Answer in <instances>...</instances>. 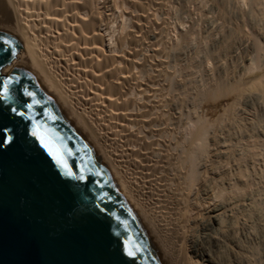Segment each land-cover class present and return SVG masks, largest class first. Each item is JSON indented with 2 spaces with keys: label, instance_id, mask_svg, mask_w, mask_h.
I'll use <instances>...</instances> for the list:
<instances>
[{
  "label": "bare ground",
  "instance_id": "bare-ground-1",
  "mask_svg": "<svg viewBox=\"0 0 264 264\" xmlns=\"http://www.w3.org/2000/svg\"><path fill=\"white\" fill-rule=\"evenodd\" d=\"M97 1L0 0V28L14 33L23 44L3 72L8 74L16 65L22 66L46 88L72 125L91 145L127 199L164 264H258L255 257L245 253L243 247H231L230 244L227 248L225 239L230 227L227 223L238 214L237 208L244 206L243 200L246 202L237 194L240 179L247 178L248 173L245 175V172L250 166L249 161L257 155H264L257 154L258 147L264 150V64L259 65L260 61H256L246 65L249 77L235 81L231 87L204 85L201 95L199 92L195 94L201 97L198 111L191 110L181 101L177 104V100L184 97V92L178 94V98L165 97L168 89L164 86L168 79H165L166 72L153 70L160 64L158 49L163 31L153 8L157 0H125L123 10L126 14L131 19H137L140 15L137 9H141L142 18L135 22L137 25L130 20L127 25L122 20L118 26L117 19L112 21L116 15L114 10L106 14V8L100 10ZM252 1L260 7L264 6V0ZM120 17L124 18L123 15ZM106 20L113 22H107L108 29L104 31L108 40L102 32V23ZM125 25L134 30L128 41L125 39L128 43L119 48L124 51L130 44V55L127 57L119 55L114 47L117 32L126 33ZM111 29L113 32H110ZM147 31H151L154 37L149 38ZM151 39L152 44L149 42ZM249 40L247 46L252 42ZM256 40L251 43L254 53L262 47ZM145 47L148 61L140 68L138 62ZM251 57L249 60H252ZM158 58V63L154 62ZM162 62L164 64V60ZM62 73L71 77V81L67 79L71 82L67 83L69 88L60 76ZM146 74L153 82L148 81ZM181 85L186 89L191 83L186 80ZM235 90H238L236 96L240 97L238 101L226 99ZM190 91L193 90H189V94ZM170 99L175 101L174 109L160 104V101ZM223 99L227 100L223 102L227 108L217 116L215 109ZM177 109L179 112H176ZM107 131L110 147L104 142L103 134ZM250 164L254 167L253 163ZM209 176L211 183H208ZM206 191H211L208 200L201 198V192ZM212 201L218 202L211 206ZM211 247L221 248L222 251V247H226L234 258L229 261L231 257L227 258L225 252L223 256L221 251L222 255L213 254Z\"/></svg>",
  "mask_w": 264,
  "mask_h": 264
},
{
  "label": "water",
  "instance_id": "water-1",
  "mask_svg": "<svg viewBox=\"0 0 264 264\" xmlns=\"http://www.w3.org/2000/svg\"><path fill=\"white\" fill-rule=\"evenodd\" d=\"M22 48L14 33L0 28V130L11 137L0 144V264H164L91 145L46 88L22 66L3 72Z\"/></svg>",
  "mask_w": 264,
  "mask_h": 264
},
{
  "label": "rangeland",
  "instance_id": "rangeland-1",
  "mask_svg": "<svg viewBox=\"0 0 264 264\" xmlns=\"http://www.w3.org/2000/svg\"><path fill=\"white\" fill-rule=\"evenodd\" d=\"M119 1L120 0H98L97 1L98 2V8L100 10H104L106 8V12H107L106 14H110V13H112L111 10H114V12H115L114 14H116V15H114V16L112 15L114 18L111 16L114 20L112 18L111 19H112V21H115L116 19L118 20L119 23L117 22V26L120 24V22L122 20L124 21V24L129 25V23H130L129 20H130V21H134V24L137 25L136 23L138 21H140L142 18V16H141L142 13H140L141 9H137L138 14H140L139 17L137 19L136 18L131 19V16H129L128 13L126 14V12L123 10V7H125V3H126V2H124L125 0H121L120 3H119ZM160 1L157 0V2L155 1V4H154L155 6L159 5L160 7L159 6L155 7L153 5L154 6L153 8H154V10H156L155 12L157 13V15H156L157 17L156 16L155 17L157 18L158 22L156 21V18L154 19V21L157 23H161V25L160 24H158V25L161 27V30H163L161 33L162 34V36H161L162 39L160 40L161 42L159 41L160 49H158V51H159L158 55L160 56V60H159V58L154 60V62H156V63H158L157 60H159L160 64L155 66L153 70H154V72H155V70L156 71L160 70V72L162 70V72L163 71L166 72V73H164L165 79L166 78H168V79L166 80V83L165 82H163V83H165L164 86H166V88H168L169 90L167 89V91L165 92V97L168 96V97H172L174 99L175 96L177 97L178 94H180V93L182 94V92H184V94L186 96L188 95V98H190V99H188L184 95L183 98L180 97V99L177 100L178 101L177 104H179L180 103L179 101H181V103H183V105H187V107L189 109L198 111V107H199L198 104H200V102H201V97H198L196 95H198V94L201 95V93L203 92V89H205L204 88L205 86L207 87V85L209 86V84H214V85L218 84L221 86L224 85L227 87H231V86L235 85V83L237 81H239L241 78L246 80V78L249 77V73L246 70V69H248L247 66L252 65L254 62L256 63V61L257 62L260 61V64L258 63L259 65L264 64V63H262L264 60V56L261 57L262 55H264V36H263L264 35V6L263 5H261V7H260L257 4H255L252 0H246V1L245 0H229V1L228 0H160ZM167 1H169L168 4H166ZM121 5H123V6L121 7ZM254 6L256 7V9ZM252 8H254V9L252 10ZM142 9H144V8H142ZM123 12H125L126 16L124 15ZM170 12H172V13H170ZM237 12H241L240 14L242 16L240 14H238ZM236 13H237V17L235 15ZM121 15H123L124 18L120 17ZM162 15L164 17H162ZM238 15H239V17H238ZM240 17H242L243 19L242 18L240 19ZM259 19L261 22H259ZM112 21L108 22V20H106V22H103L104 26L102 23V32L103 33L105 30L108 29L107 28L108 23H113ZM127 25L124 26V29H126V31H125L126 33H124V35H122L123 33H121V32L119 33V31L116 34L115 43H114V47L116 48V50L117 49L120 50L119 48L122 45L124 46L125 43H128V42H125V39H126V41H128L127 39H129L130 35H132V33L134 31L132 27H128ZM144 25L145 24L143 23V28L145 27ZM114 26H116V25H113V27ZM253 26H255V27L253 28ZM256 26H257V28H256ZM111 30H110V32H113V29H111ZM182 31H184V32H182ZM147 34H148L149 38L154 37L153 33H151V31H147ZM118 35L119 36L122 35V36L119 37ZM261 35L263 36V38ZM177 36H179V38L182 36L183 38L179 39ZM104 37H105V40H108L107 33H104ZM184 37H185V39H184ZM253 38L257 39L256 41H258L259 47L262 46L261 47L262 51L260 50L257 53H254L253 50H251L253 48L252 47L253 46L252 45L253 40H254ZM152 40L153 39H151L149 41L151 44L153 42ZM248 40H249V42L252 43V44L249 43L250 45L248 44L251 48L246 45L248 43L247 42ZM168 41L169 42L171 41V42L169 43ZM233 41H235V43ZM162 42H163V44H162ZM225 44H226V46H225ZM129 45L127 44L126 50L123 51V49H122V50H120V52L118 50L116 52L119 53V55L121 53L122 55L127 57L128 54L130 55V53L128 52V46ZM144 49H146V47ZM146 51H147V49L141 53V56H140L141 60L139 59L140 61L138 62V64H140V65H138V67L141 66L140 68L143 67V63L145 61H148V54H146ZM165 52H167V53H165ZM161 56H162V60H161ZM249 56H252L250 58L252 60H249ZM258 56H260V57H258ZM164 57H165V59H164ZM245 57H246V59H245ZM260 59H262V60H260ZM163 60H164V64L162 62ZM179 63H180V65H179ZM148 64L149 63H146V65H148ZM258 64H256V65H258ZM160 65H161V68H159ZM245 71H247V75H248V76L246 75V77H245V74H246ZM156 75L158 76L159 73ZM60 76H62L61 78L63 79L64 84L68 85L67 87L69 88L70 86L67 83H71L70 82L71 81L70 75L67 73L66 74L62 73ZM145 76L147 77L148 81L150 80L151 82H153V80L149 79L150 76H147V74ZM224 76H226V77H224ZM184 77L186 79H184ZM154 78L155 77H153L152 79H154ZM67 79L70 81H67ZM214 79L218 80V82L215 81ZM243 79H241V80H243ZM186 80H189V82L191 83V86L189 85V87H188L189 89L188 88H186V89L181 88L182 87L181 83L186 82ZM225 83H226V85H225ZM173 86H174V88H173ZM195 87L197 89L200 87L199 89L201 90V88H202V90L201 91L199 89L197 90ZM171 89L173 90V92L171 91ZM189 90H193V91L195 90L196 92L190 91V94H189ZM191 92H192V95H191ZM236 92L238 93V90H235V92H233L232 95L230 96L231 100H230V97L226 98V99H229V101H232V102H235V100L238 101V99L240 97L236 96V94H237ZM196 93H198V94H196ZM189 95L192 97H190ZM193 95H195V96L193 97ZM195 97H198L197 100L193 99ZM163 101L164 100L160 101V104L164 103L165 105L164 104L163 105L166 107H167V105H169V108L174 107L175 101H173L172 99L169 100L170 103L168 100H165L164 102ZM166 101H168V103H165ZM191 101H192V103L193 102L194 103L192 104ZM226 101L227 100H224V99L222 101L220 100V102H219L220 106H218V108L215 109L216 114L217 113L219 114V115L217 114V116H220V113H221V115L224 113L223 111L225 110V108H227V105L224 107V103ZM186 102H187V104H186ZM221 103L223 105H221ZM176 112H179V110L177 109ZM214 118H216V116ZM97 120H99V118ZM103 136L105 137V140H106V141L104 140L105 144L107 143L106 145L110 147L111 145H110V141H109V139H110L109 132L108 131L105 132V134H103ZM260 147H258L259 149L257 148L259 151V152L257 151L258 152L257 154L262 153V155H263L264 153L262 151H264V150L261 149L262 147L261 148ZM259 155H261V154H259ZM257 157L258 158L261 157L262 160L260 158V160L258 161ZM257 157H255V159H253V158L251 160L249 159L251 161V162L249 161L250 166L246 167V172H245V175L248 173L247 178L244 176L245 178L243 177L240 179V185H241L240 189L242 188L243 191L239 189L240 191L238 190L239 192L237 191V194L239 197L241 196V198H240L241 200H243L245 198L246 202H245V200H243L244 206L242 205L241 206L242 208L238 207L237 208V210H239V211H237L238 214H235L234 219L232 221H230V223H227L228 226H230L229 227L230 231L228 229V232H230V234H228V232L226 233L225 241L228 244V245L226 244L228 246L227 248H229L230 244H231L230 245L231 247H235L236 245L239 246V248L243 247V249H245L244 250L245 253L247 255H250V257H252V258L255 257L254 259L257 260V262H259L258 264H264V169H263L264 167H262V166H264V163H263L264 162V155L260 156V157L257 155ZM250 163H253L254 167H252L251 166L252 164H250ZM261 164H262V166H261ZM249 168L253 172L249 171L250 170ZM254 172H255V174H254ZM256 172H257V174H256ZM261 174H262V176H261ZM248 176H249V178H248ZM252 176L256 177V178L254 179ZM207 179L209 180L208 183L209 182L211 183V181H212L211 176L207 177ZM242 179H244V180L242 181ZM244 183H245V185H244ZM253 192H254V194H253ZM244 193L246 196H248L247 198L244 195ZM210 196H211V191L210 192L206 191V193L201 192V198L204 200H208V197H210ZM251 197H252V202L250 199ZM253 200H254V202H253ZM212 202L213 203H210L211 206H213L214 203L218 202V201H212ZM252 203H254V204H252ZM236 215H238L239 217ZM211 248H212L211 251H213L212 252L213 254L215 253L217 255V253H218L220 255L223 254V256L227 254L228 255L227 258L231 257V258H229V261H232V258H234V256H233L234 254L231 253L230 250H229L230 252L229 251L227 252L228 249L226 247L225 248L222 247L223 251L221 248H220L221 250L220 249L218 250L215 247H211ZM220 251L222 254L220 253ZM250 252H251V254H250ZM219 257H221V256H219Z\"/></svg>",
  "mask_w": 264,
  "mask_h": 264
},
{
  "label": "snow or ice",
  "instance_id": "snow-or-ice-1",
  "mask_svg": "<svg viewBox=\"0 0 264 264\" xmlns=\"http://www.w3.org/2000/svg\"><path fill=\"white\" fill-rule=\"evenodd\" d=\"M33 135H37V133L35 131H33ZM4 137V132L3 130H0V144H8L11 143V137H7V138H3ZM38 139L41 140V146L45 147V148H49V145L47 143H45L44 139L42 137H37ZM49 155L53 156V159L56 160V162L61 166L64 167L66 169V165L63 163L62 159L60 158V154L58 153H54L51 148H49ZM66 174L71 175L70 172H67L66 169ZM81 179H83V177H81ZM126 253L128 256H132L133 253L131 251H128L127 247L125 249Z\"/></svg>",
  "mask_w": 264,
  "mask_h": 264
}]
</instances>
